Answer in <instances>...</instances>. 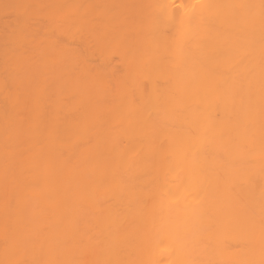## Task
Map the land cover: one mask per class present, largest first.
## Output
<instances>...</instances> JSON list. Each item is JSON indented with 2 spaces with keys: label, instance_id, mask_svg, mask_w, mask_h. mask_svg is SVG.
<instances>
[{
  "label": "bare ground",
  "instance_id": "obj_1",
  "mask_svg": "<svg viewBox=\"0 0 264 264\" xmlns=\"http://www.w3.org/2000/svg\"><path fill=\"white\" fill-rule=\"evenodd\" d=\"M0 264H264V0H0Z\"/></svg>",
  "mask_w": 264,
  "mask_h": 264
}]
</instances>
